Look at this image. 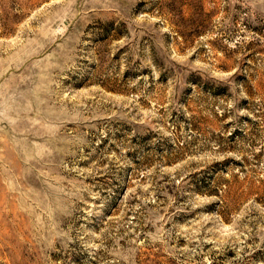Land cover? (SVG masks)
I'll use <instances>...</instances> for the list:
<instances>
[{"label":"rangeland","instance_id":"obj_1","mask_svg":"<svg viewBox=\"0 0 264 264\" xmlns=\"http://www.w3.org/2000/svg\"><path fill=\"white\" fill-rule=\"evenodd\" d=\"M0 264H264V0H0Z\"/></svg>","mask_w":264,"mask_h":264}]
</instances>
